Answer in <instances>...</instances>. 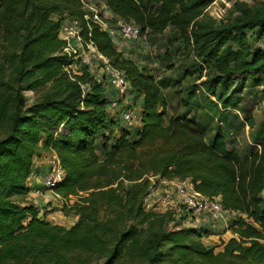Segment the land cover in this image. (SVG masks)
Segmentation results:
<instances>
[{
    "label": "trees",
    "instance_id": "trees-1",
    "mask_svg": "<svg viewBox=\"0 0 264 264\" xmlns=\"http://www.w3.org/2000/svg\"><path fill=\"white\" fill-rule=\"evenodd\" d=\"M103 2L141 34L178 33L198 80L186 105L226 109L231 84L243 77L264 93V16L241 6L240 16L217 17L222 0ZM65 18L81 20L84 41L124 73L133 102L141 100L135 132L122 127L115 136L120 121L107 113L112 90L86 69H71L59 38ZM161 85L125 59L106 32L83 21L79 0H0V264H84L83 256L105 264H264V140L240 158L229 149V134L200 128L195 116L166 121ZM26 92L41 93L29 108ZM60 127L63 134L55 135ZM50 152L65 172L55 194L79 198L69 229L9 199L29 193L33 161ZM152 180H190L196 193L219 198L224 210L239 215L227 229L237 238L216 253L203 242L208 230L177 227L186 215L146 210Z\"/></svg>",
    "mask_w": 264,
    "mask_h": 264
},
{
    "label": "rangeland",
    "instance_id": "rangeland-1",
    "mask_svg": "<svg viewBox=\"0 0 264 264\" xmlns=\"http://www.w3.org/2000/svg\"><path fill=\"white\" fill-rule=\"evenodd\" d=\"M222 2H224L225 7L223 10H218L217 17L229 15L231 18H235V16H240L241 12L239 8H241V6L246 7V9L251 11V14L254 16H264V0H222ZM101 13L102 18L105 19L106 22H113L111 21L108 10L107 12L104 11L105 14L103 11ZM116 25L117 20H114V27ZM116 48L123 54L125 59L133 61L140 68V70L151 75L155 80L162 84L161 92L167 105L165 111L166 121L171 116H180L182 114H186L188 118L195 116L200 128L204 130L211 129V133L215 131H221L224 135L229 134V140L231 141L229 149L235 150L240 158H245L254 152L257 149L258 143L264 140V93L262 92L261 88L256 87L250 82L251 79L247 80L246 77H243L239 80L237 79L233 81V84H231V88L227 93V97L230 98L231 103H228L229 105L226 107V109L221 105L216 109H212L211 107L207 108V105L203 109H197L201 105H194L193 103L186 105V97L189 93V89L195 85L198 80L193 76V68L189 65L190 61L185 58L181 39L174 29L168 28L162 35L157 37L142 34V37L136 40H117ZM164 58L168 59L165 60ZM72 70L75 71L76 68L73 66ZM185 73H189L190 76H186ZM205 81L206 80L204 78L201 82ZM206 88L207 84H203V91L205 93H207ZM232 92L234 94H232ZM40 94L41 93L39 92L24 93L25 107L29 108L31 105H33ZM218 94L219 93H217L216 97ZM124 96L122 97L123 99L118 97L115 98L117 101L113 100L118 103L117 110H109L107 112L108 118L110 120L120 121V125L116 126L117 129H114V131H116L115 136H117V131L123 129L122 127L127 129L125 123L122 122L119 113H121L123 109L125 110V108L128 106H130L129 111L135 118L133 123L134 127L131 129V132H135L140 124L142 104L141 100L133 102L130 89L125 91ZM222 114L227 115V119L222 117ZM204 115L206 117L205 119L202 118ZM247 121L252 122V128H250L248 123H246ZM208 122L210 123L208 124ZM61 133L63 134V131L59 134ZM39 146H42V144L40 143ZM38 158H41L42 161L39 160L40 163L43 162L47 167L49 153H41ZM38 158H35L33 161L29 178L34 175L33 172L35 171L34 168L36 166L35 162L38 163ZM161 182L162 181L160 180H152V185L153 189H156L157 191H160L161 194H163L166 189H170V186L164 187V184ZM32 190H29V193L32 194L30 196H28V193L23 198L13 197L9 199L14 203H18L22 207L34 206L37 209L38 218L49 222L52 225H59L66 229H69L75 225L77 222V217L74 214L73 206L79 201V198L72 197L69 199H64L67 201V204H62L59 199L55 198L49 193L37 194L36 190L38 189ZM150 198L152 199L153 196ZM53 199H57L59 202L53 201ZM151 199H146V210H151L154 208L158 213L176 214L177 209H183L181 205H177L172 209L169 206L163 207L161 209L158 207V203L151 201ZM52 204H54L55 207H52ZM238 216V214H235L231 220L236 219ZM46 217H48L50 221H47ZM176 223L177 227H181L183 225L179 224V222ZM229 226L223 222H207L206 226H203L202 228L208 230V234L214 233L220 237L213 240H208L205 238L203 242L205 243L206 247L212 248L214 251L218 250L217 252H219L222 250V246L225 242L231 238H237L236 236L232 235L230 231H227V227L229 228ZM183 227L187 228L189 226L184 225L182 228ZM171 228H174L172 224L169 225V229ZM226 231L228 232L227 234H225ZM142 241H144V237ZM161 251L164 250L161 249ZM81 260H84V264L106 263L104 258L96 257L83 256L81 257ZM116 264L146 263L143 260L123 259ZM161 264H166V260H163Z\"/></svg>",
    "mask_w": 264,
    "mask_h": 264
},
{
    "label": "built area",
    "instance_id": "built-area-1",
    "mask_svg": "<svg viewBox=\"0 0 264 264\" xmlns=\"http://www.w3.org/2000/svg\"><path fill=\"white\" fill-rule=\"evenodd\" d=\"M79 1L83 12V21L106 32L115 46L117 40L129 41L142 37L141 31L136 25L118 20L110 13L109 15L113 22H106L102 18L101 12H107V8L102 0ZM114 20H117L115 27ZM81 32V20L75 18H65L62 20L59 36L65 44L63 54L67 55L73 62V65L70 66L71 69L73 66L76 68L74 72L79 69H86L99 83L105 82L109 90L115 91L123 97L125 91L130 89L126 76L121 71L114 69L109 60L96 51L92 43L84 41ZM109 103L108 111L117 110V102L110 101ZM119 114L122 122L125 123L128 129L134 127L135 118L129 110H122ZM62 131L63 129L60 127L55 132V135H58ZM64 178L65 172L60 160L54 152H50L46 170L41 178V188L40 190H36V193H49L59 199L62 204H67L66 200L55 194L56 188L64 181ZM153 190L150 191L147 198L150 197ZM171 190L163 193V199H165L164 201H169L175 198L176 204L174 207L177 205L183 207L182 210H176V217L179 219L186 215V219L183 222L184 225L198 228L206 226L207 222H223L229 226L232 222L231 218L235 216V213L224 210L219 198H208L196 193L194 184L190 180L176 181ZM261 194L260 199L264 205V188ZM173 196L174 198H172Z\"/></svg>",
    "mask_w": 264,
    "mask_h": 264
},
{
    "label": "crops",
    "instance_id": "crops-1",
    "mask_svg": "<svg viewBox=\"0 0 264 264\" xmlns=\"http://www.w3.org/2000/svg\"><path fill=\"white\" fill-rule=\"evenodd\" d=\"M108 97L110 98V99H113V100H115V98H118V97H120V99H123L121 96H120V94L119 93H117V92H113V91H110L109 92V95H108ZM125 97V96H124ZM117 100V99H116ZM39 160H41V158H38V163H36L35 162V164H36V166H35V171L33 172L34 173V175L32 176V177H30V178H28V180H27V182H26V187L31 191L32 189H38V190H40V188H41V178H42V176H43V174H44V172H45V169H46V165L43 163V162H41L40 163V161ZM42 161V160H41ZM40 163V164H39ZM176 181H178V180H174V181H171V182H166V181H162L161 183L162 184H164V187L166 186V187H168V186H170V189H166V191H172L171 189V187H173V185H174V183L176 182ZM33 191V190H32ZM165 192V191H164ZM163 192V193H164ZM30 195H32L31 193H29V195L28 196H30ZM163 194H161V192L160 191H157L156 189H154L153 190V192L151 193V195H150V197H152L153 196V198L151 199L150 197L148 198L149 200L151 199V201H153V202H155V203H158V207L159 208H163V207H167V206H169L171 209L175 206V204H176V199L174 198V196L172 197V198H174V199H171V200H169V201H164L165 199H163V196H162ZM53 201H57V202H59L58 200H55V199H53ZM52 207H55V205L54 204H52ZM48 209H50V208H48ZM47 219V221H50V219H48V217H46ZM182 227V226H181ZM228 232L226 231V233L225 234H227ZM224 236H226V235H224ZM218 237H220V236H218V235H216V234H214V233H212L207 239L208 240H213V239H216V238H218ZM205 244V243H204ZM206 246V245H205ZM218 251V250H217ZM217 251H215V252H217Z\"/></svg>",
    "mask_w": 264,
    "mask_h": 264
}]
</instances>
